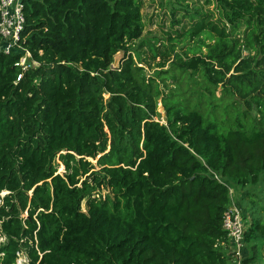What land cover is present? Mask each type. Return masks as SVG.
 <instances>
[{
    "label": "trees",
    "instance_id": "obj_1",
    "mask_svg": "<svg viewBox=\"0 0 264 264\" xmlns=\"http://www.w3.org/2000/svg\"><path fill=\"white\" fill-rule=\"evenodd\" d=\"M144 1L22 0L26 70L0 51V264L22 250L29 264L229 263L215 244L230 183H264V0H206L186 31L206 53L158 64L203 91L166 95L131 54ZM253 239L264 256L260 209Z\"/></svg>",
    "mask_w": 264,
    "mask_h": 264
},
{
    "label": "rangeland",
    "instance_id": "obj_2",
    "mask_svg": "<svg viewBox=\"0 0 264 264\" xmlns=\"http://www.w3.org/2000/svg\"><path fill=\"white\" fill-rule=\"evenodd\" d=\"M211 4L212 0H209ZM208 6L206 0H145L141 13L143 16L144 30L142 38L133 44L132 57L139 67L143 68V73L146 78L154 79L160 86L164 95L170 94L172 90H179L182 92L186 89L187 81L190 82L197 92L203 91L199 84L202 82L200 74H195L191 80H179L175 81L171 78V64L167 63L165 67H158L161 63V52H166L170 55V60L174 59L175 55L181 56L183 59L190 58L200 53H206L201 43L211 44L213 41L208 39L206 35L200 38L190 37L186 35V31L191 27V17L196 11L205 10ZM174 14V17L172 16ZM178 22L176 25L173 23ZM155 45L158 49L157 55L153 58V51L151 47ZM248 51L243 52V56H246ZM123 52H119L114 57L112 64L113 68H117L119 63L123 59ZM162 78H165L162 82ZM195 83V84H194ZM166 85V87L164 86ZM194 94V98H196ZM214 96L219 98L221 96L220 89L214 91ZM208 97V96H207ZM107 98V95H105ZM193 98V99H194ZM224 103V102H223ZM241 109L243 105L239 104ZM157 116L154 118L156 121L164 123V110L160 102L157 103ZM254 112H252L253 114ZM93 165L96 164V160H89ZM58 162V161H57ZM98 169V168H96ZM57 173H64V166L58 164ZM230 188L233 194V201L237 205V209L240 211L243 221L246 223V230L249 228L251 218L258 213L260 209V215L264 216V211L261 208L264 206V183L249 184L245 187H240L235 183H230ZM108 191L101 189L94 196L102 197ZM249 192L253 194V197H244V193ZM260 192V193H259ZM7 192L0 193L1 199L6 196ZM82 212L86 211L85 203L81 206ZM24 218L27 217V213L22 214ZM1 224V222H0ZM0 242L6 243V239L0 234ZM256 246L252 249V246ZM246 254L251 257L254 255V261L251 264H264L263 249L261 247V241L253 239L248 244H245ZM252 250L256 254H252ZM23 255V254H22ZM23 257H26L24 254Z\"/></svg>",
    "mask_w": 264,
    "mask_h": 264
},
{
    "label": "built area",
    "instance_id": "obj_3",
    "mask_svg": "<svg viewBox=\"0 0 264 264\" xmlns=\"http://www.w3.org/2000/svg\"><path fill=\"white\" fill-rule=\"evenodd\" d=\"M24 14L22 0H0V51L9 55L18 53L20 57L16 66L25 71L31 55L21 43V34L24 30ZM21 75L18 76L19 80ZM231 200L233 201V192L229 190ZM237 205L230 202L227 210L223 215L222 229L226 233L227 241H218L215 248L222 249L225 256L229 258L228 264H243L244 260V234L246 231V223ZM2 243V242H0ZM25 254L26 257H23ZM3 255L1 254L0 257ZM30 260L25 251L16 253V259L13 264H29Z\"/></svg>",
    "mask_w": 264,
    "mask_h": 264
},
{
    "label": "crops",
    "instance_id": "obj_4",
    "mask_svg": "<svg viewBox=\"0 0 264 264\" xmlns=\"http://www.w3.org/2000/svg\"><path fill=\"white\" fill-rule=\"evenodd\" d=\"M243 251H244V250H243ZM243 256H244V258L248 257V255L246 254V250H245Z\"/></svg>",
    "mask_w": 264,
    "mask_h": 264
},
{
    "label": "water",
    "instance_id": "obj_5",
    "mask_svg": "<svg viewBox=\"0 0 264 264\" xmlns=\"http://www.w3.org/2000/svg\"><path fill=\"white\" fill-rule=\"evenodd\" d=\"M164 121H165V119H164Z\"/></svg>",
    "mask_w": 264,
    "mask_h": 264
}]
</instances>
